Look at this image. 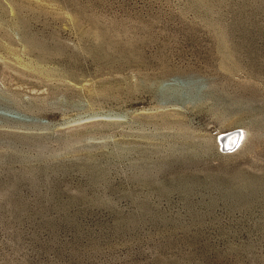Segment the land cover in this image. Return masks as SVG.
<instances>
[{
	"label": "rangeland",
	"instance_id": "obj_1",
	"mask_svg": "<svg viewBox=\"0 0 264 264\" xmlns=\"http://www.w3.org/2000/svg\"><path fill=\"white\" fill-rule=\"evenodd\" d=\"M0 264H264V0H0Z\"/></svg>",
	"mask_w": 264,
	"mask_h": 264
},
{
	"label": "bare ground",
	"instance_id": "obj_2",
	"mask_svg": "<svg viewBox=\"0 0 264 264\" xmlns=\"http://www.w3.org/2000/svg\"><path fill=\"white\" fill-rule=\"evenodd\" d=\"M238 137H239V134H237V133H233L232 135L226 136L225 139H224V142H221L222 151H225V152L231 151L230 149L232 147V144H233V142H235V140L238 139Z\"/></svg>",
	"mask_w": 264,
	"mask_h": 264
},
{
	"label": "water",
	"instance_id": "obj_3",
	"mask_svg": "<svg viewBox=\"0 0 264 264\" xmlns=\"http://www.w3.org/2000/svg\"><path fill=\"white\" fill-rule=\"evenodd\" d=\"M224 139H225V137H221V138H219V141L220 142H224ZM235 142H233V144H234ZM233 144H232V146H233Z\"/></svg>",
	"mask_w": 264,
	"mask_h": 264
}]
</instances>
